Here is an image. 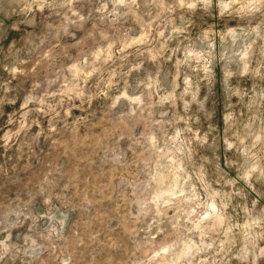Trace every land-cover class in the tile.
<instances>
[{
	"label": "clouds",
	"instance_id": "clouds-1",
	"mask_svg": "<svg viewBox=\"0 0 264 264\" xmlns=\"http://www.w3.org/2000/svg\"><path fill=\"white\" fill-rule=\"evenodd\" d=\"M0 264H264V0H0Z\"/></svg>",
	"mask_w": 264,
	"mask_h": 264
}]
</instances>
